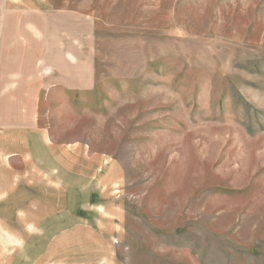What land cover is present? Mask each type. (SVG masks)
<instances>
[{
    "label": "rangeland",
    "instance_id": "rangeland-1",
    "mask_svg": "<svg viewBox=\"0 0 264 264\" xmlns=\"http://www.w3.org/2000/svg\"><path fill=\"white\" fill-rule=\"evenodd\" d=\"M51 1L93 18L94 87L41 95L60 232L0 217V264H264V0Z\"/></svg>",
    "mask_w": 264,
    "mask_h": 264
},
{
    "label": "crops",
    "instance_id": "crops-1",
    "mask_svg": "<svg viewBox=\"0 0 264 264\" xmlns=\"http://www.w3.org/2000/svg\"><path fill=\"white\" fill-rule=\"evenodd\" d=\"M92 20L87 14L56 9L51 0H0V217H26L21 226L26 221L27 229L34 226L30 218H37L38 232L40 223L49 219L52 230L42 232H51L54 243L60 232L54 220L61 213V147L39 127L38 106L44 90L93 89ZM89 179L96 180L95 193L100 195L94 206L105 209L107 179ZM45 260L25 263L58 264L54 256Z\"/></svg>",
    "mask_w": 264,
    "mask_h": 264
}]
</instances>
